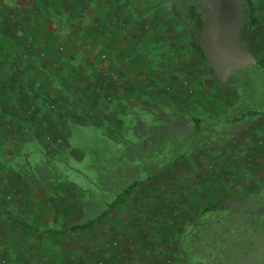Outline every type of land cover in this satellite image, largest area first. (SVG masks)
<instances>
[{
    "label": "rangeland",
    "instance_id": "1",
    "mask_svg": "<svg viewBox=\"0 0 264 264\" xmlns=\"http://www.w3.org/2000/svg\"><path fill=\"white\" fill-rule=\"evenodd\" d=\"M198 1L209 13L207 33L199 37L207 62L191 44L183 61L168 66L155 55L144 77L138 68L73 71L75 63H67L65 81L75 83V96L46 107L68 120L84 112L79 118L96 123L107 138L105 146L92 143L82 164L80 145L72 160L62 158L78 179L67 184L59 228L95 218L135 179L153 181L93 227L59 237L43 238L0 214V264H264V68L254 63L264 58V0H252L256 22L244 36L238 24L219 18V0ZM155 2L170 11L174 4L185 25L178 0ZM91 3L67 0V25L90 20ZM85 74L94 76L91 84L82 85ZM19 106L15 125L26 127L29 103ZM0 120L10 129L8 116L0 112ZM21 142L10 158L0 145V212L31 206L20 194L35 189L39 164L27 159ZM95 190L80 203L82 193ZM218 201L216 211L202 212Z\"/></svg>",
    "mask_w": 264,
    "mask_h": 264
},
{
    "label": "crops",
    "instance_id": "2",
    "mask_svg": "<svg viewBox=\"0 0 264 264\" xmlns=\"http://www.w3.org/2000/svg\"><path fill=\"white\" fill-rule=\"evenodd\" d=\"M66 6L67 0H0V112L11 124L10 129L0 125V145L6 149L2 150L5 157L10 158L7 154L22 141L21 147H28L27 159L39 164L40 169L32 172L38 180L35 189L20 194L31 206H14L12 213L40 230L58 229L64 222L67 184L78 179L72 167L67 171L62 158L66 155L72 160L73 150L80 145L76 162L82 164L80 159L92 143H107L96 123L79 118L84 112L69 120L47 112L49 101L62 104L75 96V83L69 86L65 81L71 74L66 72L67 63H75L73 71L138 68L144 77L143 68L150 67L146 62L155 61V55L158 62L168 66L183 61V53L192 44L190 21L183 25L166 3L156 6L155 0H92L85 11L90 20L86 16L72 26L67 25ZM135 55L137 65L132 63ZM93 79L85 74L82 85L91 84ZM23 102L29 103L26 127L15 125L14 113ZM81 176L84 180L83 173ZM97 194V190L82 193L80 203L84 196Z\"/></svg>",
    "mask_w": 264,
    "mask_h": 264
},
{
    "label": "trees",
    "instance_id": "3",
    "mask_svg": "<svg viewBox=\"0 0 264 264\" xmlns=\"http://www.w3.org/2000/svg\"><path fill=\"white\" fill-rule=\"evenodd\" d=\"M180 4L182 5V8L184 10L185 15L188 17V20L190 21L189 25V32L192 39V46L197 53V55L205 62H207V55L202 47V42L199 41V37L204 36L207 33L208 30V23H209V13L208 10L203 7L197 0H178ZM236 3V7L234 4L230 6V2ZM160 5V4H156ZM220 10L219 12V18L223 21H229V22H235L238 24L239 29L242 32V36L246 35L248 31L254 26L256 22L255 17V7L253 5L252 0H219ZM174 4H172V12L178 16L174 8ZM231 7V8H230ZM254 63L259 68H264V58L262 57H255ZM258 113V112H254ZM159 175V174H157ZM153 181V176L149 175L144 179H135L131 183H129L126 187L120 191L115 200L108 203L106 207L95 217L87 220L86 222H83L81 224L71 225L67 228H50L45 230H40L38 228H34L28 223L24 222L23 220H20L16 218L11 212L7 210H2L0 214L5 217L6 219L16 222L19 224L23 229H31L36 234H39L43 238H51L58 235H61L63 233H66L68 231H77V230H85L88 228L93 227L96 223L103 220L108 213L116 206V204L120 203L128 197L131 193L136 191L138 188H140L142 185L146 183H151ZM222 202H216L209 204L205 206L202 209V212H213L216 211L220 206ZM183 226H180L178 228V232L183 230ZM176 234V232H175Z\"/></svg>",
    "mask_w": 264,
    "mask_h": 264
}]
</instances>
